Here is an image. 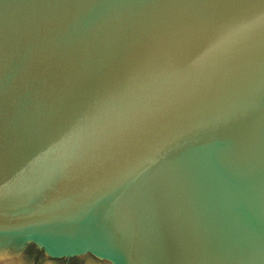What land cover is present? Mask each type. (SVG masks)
<instances>
[{"label": "water", "instance_id": "obj_1", "mask_svg": "<svg viewBox=\"0 0 264 264\" xmlns=\"http://www.w3.org/2000/svg\"><path fill=\"white\" fill-rule=\"evenodd\" d=\"M248 6L264 0H0V246L18 264L29 244L109 264H264V34L192 75L163 68ZM148 47L152 65L62 150L81 106ZM161 112L152 139L173 150L146 175L121 172L122 135Z\"/></svg>", "mask_w": 264, "mask_h": 264}, {"label": "snow or ice", "instance_id": "obj_2", "mask_svg": "<svg viewBox=\"0 0 264 264\" xmlns=\"http://www.w3.org/2000/svg\"><path fill=\"white\" fill-rule=\"evenodd\" d=\"M257 33L264 34V9L248 6L235 10L219 18L213 26L206 30L203 41L194 56L184 61L167 59L163 63V68L177 76L192 75L216 54L236 47L241 42L240 38H249ZM152 63L153 52L151 47H148L129 79L122 82L118 88L102 89L94 93L81 106L70 124L58 134L56 139L62 150L73 147V142L78 137L83 138L85 131L91 128L99 117L108 99L112 95L123 91L132 79L143 73ZM170 115V112L158 113L145 123L129 129L122 135L117 145L118 152L115 153L123 160L121 172H124L125 169H132L138 170L141 176L146 175L160 160L169 156L175 146V141L162 137L153 140L152 137L156 129ZM236 119H240V117H236ZM133 142L142 143L145 146L133 151ZM129 153L132 154L129 155ZM108 163L109 161L105 159H98L100 166L106 167ZM3 255L2 246H0V258Z\"/></svg>", "mask_w": 264, "mask_h": 264}, {"label": "rangeland", "instance_id": "obj_3", "mask_svg": "<svg viewBox=\"0 0 264 264\" xmlns=\"http://www.w3.org/2000/svg\"><path fill=\"white\" fill-rule=\"evenodd\" d=\"M15 263L18 264V262ZM19 263L20 264H109L108 262L99 260L93 257L92 255L71 258L70 261L68 262L65 259H52L47 257L42 251L38 250L36 247L30 244L26 245L22 249L21 255L19 256Z\"/></svg>", "mask_w": 264, "mask_h": 264}, {"label": "bare ground", "instance_id": "obj_4", "mask_svg": "<svg viewBox=\"0 0 264 264\" xmlns=\"http://www.w3.org/2000/svg\"><path fill=\"white\" fill-rule=\"evenodd\" d=\"M2 250H3L4 255L2 258H0V264H3V262H4V264H8V263L9 264H16L15 262H18L16 248L4 247V248H2Z\"/></svg>", "mask_w": 264, "mask_h": 264}, {"label": "flooded vegetation", "instance_id": "obj_5", "mask_svg": "<svg viewBox=\"0 0 264 264\" xmlns=\"http://www.w3.org/2000/svg\"><path fill=\"white\" fill-rule=\"evenodd\" d=\"M67 262L70 261V259H65Z\"/></svg>", "mask_w": 264, "mask_h": 264}]
</instances>
